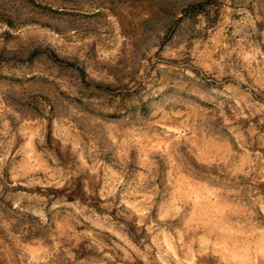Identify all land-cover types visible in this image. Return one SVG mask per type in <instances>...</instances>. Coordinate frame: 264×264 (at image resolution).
I'll return each mask as SVG.
<instances>
[{
    "label": "rangeland",
    "instance_id": "obj_1",
    "mask_svg": "<svg viewBox=\"0 0 264 264\" xmlns=\"http://www.w3.org/2000/svg\"><path fill=\"white\" fill-rule=\"evenodd\" d=\"M0 264H264V0H0Z\"/></svg>",
    "mask_w": 264,
    "mask_h": 264
}]
</instances>
